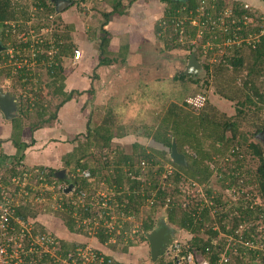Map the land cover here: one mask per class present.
I'll list each match as a JSON object with an SVG mask.
<instances>
[{
  "label": "trees",
  "instance_id": "16d2710c",
  "mask_svg": "<svg viewBox=\"0 0 264 264\" xmlns=\"http://www.w3.org/2000/svg\"><path fill=\"white\" fill-rule=\"evenodd\" d=\"M124 1L125 0H120L114 3L113 10L106 11L104 13L105 21L102 23V34L101 36H99L100 65H108L111 62V60L106 57V55L110 54L108 51V47L111 41V37L109 31H107L105 28L109 24L111 17L116 15H123L125 13L123 9L125 7L123 3ZM127 1L129 2L128 6H132L137 0ZM161 1L167 5L161 22L165 24L167 23L171 26H176V23L179 21V19L184 20L186 29L187 27L191 29L190 32L188 31L190 37L194 39L198 36L199 27H192L190 25V22L194 19H197L198 15L201 12L200 9L203 8L205 4L206 9L203 12V17H201V19L198 18L200 19V26H207L204 27V30L201 33L203 40L202 44L206 45L211 43L212 49L214 48V46L216 48H221L223 44H226L228 45L227 48L231 54L230 56L225 55L222 58V62L215 64L214 71L216 75H218L216 78V82L218 84L217 93L221 95L224 99L235 102L238 105L236 117L240 118L241 120L224 123L223 121L218 122L216 120H213V118L211 119L209 116L212 115L211 111H213V107H209V109H207L208 105L210 104V99L208 98V96H205L206 94L203 93L204 91L200 92L198 91V89L195 92V95L191 97L192 99L203 98L205 100L204 105L198 109H196L195 106L189 102V99H191L190 97L188 98L187 95L182 96V94H179V96H181V98L179 99L182 101L184 100L183 105L173 101L170 102L169 106L166 109V112L157 114V120L154 121L151 125H147L146 120L143 119V121H145L143 122V124H146L144 125V135L147 138L152 139L155 143L161 144L166 150L152 149V153L149 154L144 151V148L142 146H140L139 144H135V147L138 150L140 149V160L138 161L135 158L136 154L134 156L132 153L130 154L123 152L124 150L122 149V147L118 145L117 149H115L114 151L115 155L113 154L112 156L108 157L106 152L113 150L111 149V146L114 137H116V132L111 129V125H100L92 129L94 132L93 137L95 136L94 138L92 137L86 140V144L83 142L79 143L76 153L80 154V156H78L77 158L74 169H70L68 175H77V177L72 180L74 181L75 185L78 186L77 189L80 190L82 188L90 190L92 187L98 190L101 187L102 183L105 186L117 185L118 191L121 190L123 187H130V189L135 192L137 190H141L142 180H133L128 177L126 169L129 171H134L135 174L138 175L139 168L137 167L136 169L137 164H139L142 160H148L149 163L155 168H149V170L147 171L145 184L146 186H150L151 190L159 189L158 197L160 201L158 205L161 206L165 203V199L168 198L167 194L165 193L167 189L166 191H162L159 188V183L154 174L158 172L157 174L160 175L159 172L161 173V169L163 170L166 164L169 162L174 166V174L176 175L177 179L173 182V185L175 187L177 186V189H173L172 193L175 196L172 199V202L169 203L168 207L165 210L168 214L167 220L174 226H177L182 230L190 232L193 236L192 239L189 241V245L187 247L184 246L182 255H187L188 251L198 250L200 253L203 254L204 257L208 258L212 264H217L221 256V251H224L227 246V240H238L240 241L238 242L240 246L236 244V248L238 251L237 255H239L240 258L243 259V257L247 258L248 256H251V258L256 261V258L259 254L260 260L262 261V264H264V254H257L256 251H252L253 249H249L245 245V241L247 240L252 241L253 243L256 241V235L258 234L257 231H255L256 229L254 227L252 231L244 233L242 232L241 235H238L239 233H237L236 230L228 229L224 224L227 220H229V218L225 217V213H223L220 217L216 216L214 219H210L208 214L209 209H202L200 211L199 204L190 205V207L187 208L184 205L186 202H183V196L180 193L181 190H179L180 188H182L181 181L184 182L183 185H185L186 183V178L184 177V175L195 181H198L199 183H207L211 179V176L213 174V172L209 169L211 164L214 163L217 159L223 160L224 158H226L230 151L234 148V141L238 138L239 141H237L238 146L236 147V149H243L244 145L247 143L249 138L246 133H244L242 125L246 124L248 120H250L253 126L256 127L254 136H257V134H259L262 129H264V122L260 118V115L264 112V92L262 91V87L264 86V21L262 20L264 18H262V14L260 13V16L258 18V25H256L255 27H250L247 24V20L248 18H251L252 21H254L255 18L253 16L255 14V11L247 7L245 3L241 4L240 2H236L234 0L232 1V4L227 5H225L223 0ZM35 4L37 8L43 7L45 10L46 8H51L50 10L53 11V13L59 14L56 12L55 6L51 7L48 4L47 0H35ZM229 8L231 9L229 10V12H227V9ZM223 13H228L229 16L227 17L223 27H221V24L223 23ZM182 14L185 15L187 19H184L186 17H184ZM29 16L30 12L28 11L27 7H25L22 3L19 5L12 3L11 0H0V28L5 27L4 24L6 21H15L19 19L27 20ZM209 17H213L216 23H209ZM159 24L161 23H157V25ZM160 30H162V27L157 28V32H159ZM70 36V33H68L66 34V36L63 35L62 37H60L62 38V42L59 45L60 51L55 58V61L57 62H53L54 67L43 66L39 68L41 69L40 73H42V76L46 74V78L50 79V81L52 82V87L49 85L48 90L52 88L54 89V93L56 96L60 95L64 97L62 103L57 105L56 110L61 108L66 102L70 101L75 94H81L76 93L75 91H72L70 93L64 91L65 80L67 77V71L64 62H73L74 51L77 49L75 45H71V42L68 43L69 39H71ZM250 36H256L257 41L254 40L247 43L246 40ZM252 42H254V45H252ZM242 46H248L250 48V55L252 61L248 65L249 72L244 80V85L242 87H234L235 79L227 81L223 65L225 64L228 66H232L236 70L242 68L245 64L244 55H242ZM167 47L170 48L169 45ZM80 50L83 51V49ZM199 50L201 49L199 48ZM212 54L213 51H210L209 56H211ZM61 56L65 57V60L61 59ZM80 61L78 63H80ZM204 68L210 70V65L205 64ZM192 75L194 76V74H186L184 70L181 71L179 75L174 76L173 80L175 81L171 82H183L184 84L186 83L188 85V83H194V80L191 79ZM16 77L17 76L14 77V80L16 79ZM41 77H38L36 83L33 82L31 84L30 81L28 83V86L31 87L38 86L40 89V93L45 92L47 89V87H45L44 82L41 80ZM21 78L22 77L18 76L17 80H19L20 82ZM261 80L262 82L260 85L262 86H257V81L260 82ZM195 83L198 84L199 81H196ZM184 84H180L181 88L184 89V87H186L188 89V86ZM28 86L23 85V87ZM179 92L181 93L182 91ZM257 104H259L260 107L256 106ZM27 105H29V100L27 102ZM241 107H249V109H251L252 111V114L249 115V112H245V109ZM194 109L199 111L201 110L202 113L197 114L195 113L196 110ZM38 113L40 117H44L46 114H49L48 111L43 110H39ZM51 114L53 116V114L55 113ZM42 126L43 125H40V128H42ZM229 128L232 131V137L230 139L226 138V131ZM241 130L243 132H240ZM124 133H118V136H123ZM174 139L177 142L179 152L185 154L187 157V168L176 165L172 162L170 158V151ZM258 140L260 139L258 138ZM85 145L87 146L85 147ZM89 145L94 150L93 153H86L87 148H89ZM249 148V153L255 156L256 158H259V160L261 161L259 171L263 175L264 179V149H262V145H260V143L258 142L251 143ZM90 156L99 162L98 169H95L88 164L87 157ZM20 162V158L15 157L12 158L8 164L6 163V159L3 157V155L0 154V168L7 166L9 167L11 165L14 166L18 164L20 166ZM66 163L67 162L65 161V167L67 166ZM109 166L114 169L116 168L114 176H109L107 171ZM77 168H80L82 170L90 169L92 178L95 179L94 182L92 183L90 180H87L81 177V175L77 174ZM60 170L62 169H48V173L51 174L50 176H52V173L58 172ZM14 174V168L12 170L7 169L4 174L5 183H8V178ZM72 180L70 179L69 181L72 182ZM178 184L180 185V187L178 186ZM259 189L264 200V180L262 179L259 180ZM180 195L182 196V199ZM123 198L125 201H128L127 207L124 208V211H126L127 213L128 211L134 213L137 219H139L138 217L140 216H138V214L141 212L143 202L145 200L144 196H142L140 193H134L130 194L129 196L126 195ZM218 203H222L223 208H225V204L221 200L220 202L216 201V205H214L213 208L218 209ZM158 205L151 209V212H149V215L146 217V219H142L140 217V222H142L141 229L143 233L147 234L155 228L157 222V217L155 218V214L157 211L156 207ZM38 212L39 210L35 207L27 209L23 208V210H18L17 216L22 217L23 219L34 218L36 217ZM54 216V219L46 217L50 222H56L54 227H58L57 224L60 223V226L62 225V227H65L70 233V235L87 236L92 238V236L85 232L82 227H79L77 225L75 218H73L72 215H70L69 213L59 212L57 214H54ZM215 225L216 227H218L215 228ZM43 228L44 227L39 224H37L35 227L36 230H41ZM129 229L130 228L128 227V225L125 224L123 228V233L125 232V230ZM44 230H46V228H44ZM53 230L56 232L55 229ZM143 233H139L141 234L139 237L143 239L142 243H145L149 246L146 234L144 235ZM122 235L124 238V234ZM93 236L97 239L96 241L98 245L92 250V252L94 253L96 258H104V261L102 263H100L97 259L93 264H125L116 259L113 255L107 254V252H102L101 246L107 247L108 249L112 248V251H120L121 253L128 254L129 246L136 245L131 240H129L128 245L125 244L124 247H121L119 243L118 245L117 243H110L109 239L115 235L106 233L104 230L98 231ZM240 238H242V240ZM59 244L60 250L58 251V253L64 257H67L69 253H75V255L77 256V250L85 247L83 243L77 240H75L74 242H70L62 238H60ZM245 250H248L249 253H246ZM166 255L162 256V258L159 257L157 263L177 264L176 260H173L169 257L167 258L165 257ZM227 255L235 256L230 251L227 252ZM149 258V260H151L150 262H153L152 257ZM236 258L238 260L239 257ZM167 259L170 261H168ZM78 261L82 262L81 259H78ZM185 264L189 263L185 262Z\"/></svg>",
  "mask_w": 264,
  "mask_h": 264
},
{
  "label": "rangeland",
  "instance_id": "374dc122",
  "mask_svg": "<svg viewBox=\"0 0 264 264\" xmlns=\"http://www.w3.org/2000/svg\"><path fill=\"white\" fill-rule=\"evenodd\" d=\"M118 1L120 0H85V1L75 0L74 1L75 5L73 7H71L64 13L54 18L55 27L52 26V22H50V26L53 28L55 32H58L60 34V37H62L63 35L66 36V34L70 33L71 39H69L68 43L71 42V45L72 44L75 45L77 49H83L84 51L86 47L88 46L87 49L85 50L86 55L91 56V52L95 53V48L96 49L99 48L97 47V44L93 43L92 41L94 39L97 40V38H99V36H101L102 34V31H101L102 23L105 21L104 13L106 11H112L114 7V3ZM223 1L225 5H227V4H232L233 0H223ZM11 2L14 4H19V5L22 3L25 7H27L28 11L32 13L33 16L37 14L39 15V17L29 16L28 19L29 21H31V25H35V23L37 24V21H38L37 25H39L40 23L39 18L47 19L50 13L54 14L53 11L50 10L51 8H46V10H44L43 12L38 13V10L35 7L36 6L35 0H11ZM47 2L51 7H54V3L51 2V0H47ZM123 3L125 6L123 8L125 12L123 14L124 16L116 15V16L111 17L110 19L111 21L116 22L115 26H111V31L113 32V35L115 33L119 34L120 32H123V34L118 35L119 40L118 42H116L120 45V46H117V48H119L118 50L119 52H117V54H114V55L113 54L106 55L108 59L112 57V59L116 60V65L115 66L113 65V67L111 68L112 71L110 72L111 74L116 75L115 81L117 84L116 88L118 90V93L116 92L117 94H115L116 96H114V100H115L114 108L112 109V111H108V112L106 111V114L104 111L99 110L100 105L103 104V100L100 97V95L103 92L99 94V90L100 88H102L104 92L107 91L106 88L103 87V85H100L101 87L100 86L96 87V91L97 90L98 91H97V94L94 95V99H93L94 101H96V103L94 104L95 105L94 109L92 110L93 117H94L93 121L95 122V124L102 125V126L111 125L112 126L111 129H113L116 132L115 133L116 137H114L112 146H111V149L113 150L108 151V152L105 151L108 157L112 156L113 154L115 155L114 151L115 149H117V146L119 145L124 150L123 152L130 153V154L132 153L134 156L136 154L135 158L139 161L140 160L139 159L140 149L138 150L135 147V144L137 145L145 144L146 145L148 143L146 140L147 138L144 136V131H145L144 125L146 124H143V122H145L143 121V118H145L144 120H146L147 125H151L154 121L157 120L156 118L157 114L166 112V109L169 106L170 102L173 101V102L183 105L184 100L182 101L179 99L181 98L179 94H182V96L187 95L188 98L189 97L191 98L193 95H195V92L198 89H199L198 91L200 92L204 91L203 93L206 94L205 96H208V98L210 99L209 100L210 104L208 105V107L207 106L205 107H207V109H209V107H213V111H211L212 112L211 117L213 116L212 117L213 120H219V121H226V120L227 121H231V120L239 121L241 120L240 118L236 117L238 105L235 102L224 99L221 95L217 93L218 84L216 82V78L218 75H216L214 71L215 64L222 62L223 61L222 58L225 55L230 56L231 54H230V51H228V48H227L228 45L226 44L225 45L223 44L221 48L219 47L216 48L214 46L213 49H212L211 43L209 42H208L209 44H206V45L202 44L203 40H202L201 33L203 32L204 27H207V26H204V25L203 27L200 26V19L201 17H203V12L206 9L205 4L196 19V23L193 24V26L198 24L197 27H199L198 36L194 39V38H191L189 35V32L191 30L189 29V27H187L186 29L185 25H183L184 26L183 31L180 32L179 27L171 26V25H168L167 23L165 24L161 22L163 18V15H162L163 11H165V9L167 8V5L163 3L161 0H141L139 5L134 4L133 9H132V6H128L129 2L127 0H125ZM145 4H147L148 7L149 6L150 7L146 8ZM247 7L252 9L251 5L247 4ZM230 9L231 8L227 9L228 10L227 12H229ZM252 10L255 11V14L253 16L255 19L253 18L254 21H252L251 18H248L247 24L250 27H255L256 25H258V18L260 16L259 11L261 12L263 10L261 8L257 11L255 9H252ZM223 14H224L222 17L223 23L221 24V27H223V25L226 22L227 17L229 16L228 13H223ZM183 16L186 17L185 15ZM262 18H264V14H262ZM184 19H187V17ZM123 21H126L128 26H126V28H123L124 29L123 31H122V28H119L118 30V28L116 27H118V25H120V23H122ZM138 21H140L141 27L139 24L136 27L132 26L134 23H138ZM262 21H264V19ZM157 23H161V24L157 25ZM209 23L215 24L216 21L213 19V17H209ZM158 27L160 28L162 27V30H160L159 32H157ZM106 30L108 31V29ZM139 31L143 33L144 35L141 34L142 36H140ZM14 37L19 39L18 35H15ZM110 37L112 40L113 36L111 33H110ZM254 40L257 41L256 36H253V37L250 36L248 37L246 41L247 43H249ZM125 43L131 45L129 48L133 52L129 51L128 53L127 51H124L122 54L121 49ZM90 44H92V46H90ZM168 45L170 46V48L167 47ZM252 45H254V42H252ZM199 48L202 50V52L201 50H199ZM210 51H213V54L211 56H209ZM250 53L251 51L248 46H244V47L242 46V55H244L245 64L240 69L236 70L232 66H228L225 64L223 65L224 73L226 74L225 77L227 78V81L235 79L234 87L235 86L242 87L244 85L243 84L244 80L247 77L248 72H249L248 65L252 61ZM193 54H196L197 59L200 61L201 64H203V66L205 64H209L210 70H207L206 68L203 67V69L199 72L198 75H194V76L192 75L191 79L194 80V83L191 82V83H188V85L185 83L188 86V89L186 87H184L183 89L180 86V84L182 85L184 84L183 82L173 83L171 81H175L173 80L174 79L173 77L176 75H179L181 71H184L186 69L187 64ZM133 58H135V60ZM121 60H123V62H120ZM138 60H141V61H138ZM84 61L82 63H78V62L67 63L65 67L67 71L66 73L67 77L68 78L71 77L75 82H77L78 81L77 78L80 79V77L78 76V74H80V71L83 70L84 73L87 71L86 68L84 67ZM8 69L9 68L6 67L0 70V78H1L0 87L2 85L4 86L2 88H4L6 92L13 93L15 89H19L20 86L23 87V85L19 82V80H17V77L14 81L10 83L7 82L5 77L9 72ZM69 72H72V75H70ZM92 75L93 76H91V78L93 82H95L96 79H98V75L96 74L95 71L93 72ZM41 80L44 82L45 87H47V89L45 92H42L43 96H42V93L40 92L38 93V98L42 96L41 97L42 101L41 99H39V103H43V105H45L44 109H49L48 110L49 115L51 113H56L57 105L62 103V101L64 100V97L56 96L54 93V89L52 88L48 90L49 88L48 86L49 85L51 86L52 82L50 81V79L46 78V74H44L41 77ZM67 80L69 81V86L67 85V88H69L68 90H71L72 88L76 89L77 90L76 92H79V90H81L78 88L79 86H76L77 85L76 83L74 84L75 85L74 87L71 85L73 80L71 81L70 79H67ZM196 81H199V83L196 84L195 83ZM261 82L262 80L260 82L257 81L256 85L262 86L260 85ZM92 86L94 85H91V87L89 86L88 87L89 90H82L80 92L88 93L95 87V86L94 87ZM30 87L31 86L23 87V88L29 89ZM110 87H112L111 89L109 88L110 92L114 94V86L110 85ZM179 91H182V92L180 93ZM262 91L264 92V86L262 87ZM23 92L24 91H22V93ZM27 93L30 94V92H27ZM19 94L22 95L21 92H19ZM78 96H81V95L78 94ZM89 97H90L89 95H86L85 97H82L81 99L77 100V104L79 107H81L82 110H85L84 101L88 102ZM21 100L25 104L26 101L24 99H21ZM189 100H193V99L191 98ZM201 101H202V98H201ZM111 104H112L111 102L108 103V106L111 107ZM256 106L260 107L259 104H257ZM76 108H77L76 106H73L71 113H75ZM241 108L245 109V112L248 111L249 115L252 114V111L251 109H249V107H241ZM34 113L35 112L30 113V115L32 116L27 117V118L31 120L33 118V115L36 116ZM195 113L201 114L202 111L196 110ZM137 116H140L139 117L140 120L138 118V121L136 122L135 118ZM235 117L237 120L235 119ZM260 118L264 122V112L263 114L260 115ZM36 120L37 119L33 120L32 122H36ZM5 124L8 125V122H6ZM77 129H79V126L69 125V131H66V134L70 135L71 131H74ZM242 129H244V133H246V135L249 138V140L247 141V143L244 145L242 149V153H244L243 160H245V165L249 169H251L252 173L254 174L259 168L261 161L259 160V158H256L255 156L249 153L250 152L249 147L251 143H257V142L260 143V141L257 139V137L254 136L256 127L253 126L250 120H248L246 124L242 125ZM0 131H2L1 128H0ZM125 131H130L129 133H131L132 135H130L128 138L127 137L122 138L118 136V133H124ZM240 132H243V131L241 130ZM231 137H232V131L229 128L226 131V138L230 139ZM237 141H239V138L234 141V145H233L234 151H238L236 149V147L238 146ZM260 145H262L263 147L262 149H264V145L262 143H260ZM93 152L94 150L92 149V153ZM75 153L76 152L70 153L69 156L66 157L67 166L69 167L75 166L77 158H78V155ZM232 154L233 152L232 153L230 152L227 155V158L229 159L227 162L224 163V161L221 160L220 162L212 163V165L215 167L216 166L222 167L226 165L228 166L229 164L233 163L236 158ZM87 159H88L87 162L91 167L95 169L99 168V162L97 160H95L91 156L87 157ZM48 169L54 170L55 168L53 167L50 169L49 167ZM164 170L166 169L164 168ZM107 171H108L109 176L111 175L114 176L116 168L114 169V168H111V166H109ZM157 173H155L154 175L159 183V186H161L162 184H165L167 186L169 184L173 185V182L176 181L177 179L174 172L172 174H168L166 170V172L163 175L160 172H159L160 175H158ZM165 174H166V177L164 176ZM244 178L245 180H247L246 177ZM249 178H252V177L250 176ZM210 183L211 185H210V188L208 189L213 190L214 196H217L218 193H221L224 199L225 198L231 199L232 195L230 193V190H226V189L224 190L221 187V184L217 181L216 177L213 178ZM178 186L180 187L179 184ZM247 186L249 185L247 184ZM181 187L183 189H187L188 184L181 185ZM253 187H254V184H253ZM100 188L105 189L106 187L103 186L101 183ZM173 189L174 188L171 187V189H167V191L165 190L166 191L165 193L167 194L168 198L171 199V202L175 196L172 193ZM253 189H252V192L255 191V189L254 190ZM194 190L197 191L196 189ZM258 196L259 195L255 196L254 198L256 199V202L259 204L261 203V200L257 199ZM180 197L182 199L181 195ZM195 200H197V198H195ZM144 204H145V201L143 202L141 212L138 214V216H140L142 219H146V217L149 215V212H151V209H149L148 207H145ZM163 205L161 206L158 205L156 207L157 211L155 214V218L156 217L157 219L167 218L168 214L163 208ZM140 217H138L139 219L136 220L139 223L141 220ZM136 221L133 222V224L137 223ZM213 223H214V220H213ZM168 224L171 226L170 229L173 231L174 236H176V238L180 242H182L185 247L188 246L189 241L191 239V236L189 235V233L187 231L180 229L177 226H174L169 221H168ZM224 224L226 225L228 229H232L233 225H234V228L238 229L239 231L243 229L242 225H239L237 222L233 223L230 220H227ZM249 224L252 225V228L254 227L256 229L255 231H257V234H258L256 235L257 238H256V241L254 242L255 244H254V248H252L253 249L252 251H256L257 254L258 253L264 254V218H260V220L258 221L253 220L252 223L249 222ZM217 227L215 226V228ZM75 239L83 243V245H85L86 248L90 247L94 249L98 245L96 241L97 239L95 237L91 238L87 236H75ZM138 239L139 237L137 235L134 236L133 234H131L130 238H128L127 240H132L137 243ZM127 240L125 239V237L123 238V235H120V236H117L114 240L110 241V243H117V245L119 243L121 247H124L125 244L128 245ZM143 244L148 247L147 244L145 243ZM238 246H240V244H238ZM139 247L140 246H137V245L129 246L128 252H131L132 254L137 255V253L138 254L140 253L138 250ZM101 249H102V252L104 253L107 252V254L113 255L116 259L120 257V255H122L120 251H112V248L108 249L107 247L101 246ZM245 252L249 253L248 250H245ZM236 257H239L238 260ZM231 258H232L231 264H262L259 254H258V257L256 258V261L253 260L251 256H248L247 258L243 257L242 259L240 258L239 255H235V256H231ZM118 259H121V258H118ZM147 261H150V260L147 259Z\"/></svg>",
  "mask_w": 264,
  "mask_h": 264
},
{
  "label": "built area",
  "instance_id": "2783aa9c",
  "mask_svg": "<svg viewBox=\"0 0 264 264\" xmlns=\"http://www.w3.org/2000/svg\"><path fill=\"white\" fill-rule=\"evenodd\" d=\"M36 9L38 13L45 10L43 7H36ZM58 15L60 14L50 13L47 19L39 18L40 26L37 25L38 21L37 24L31 25L29 19H19L6 21L5 27L0 28V46L3 47L0 51V70L9 68L5 77L8 83L14 81L13 77L20 76L22 77L20 83L28 86L29 81L31 84L36 83L38 77L42 76L40 67H54L53 62H57L55 58L60 51L59 45L62 40L59 33L50 26V22L55 27L54 18ZM30 17H39V15L33 16L30 13ZM195 23L196 19L192 20L190 25L193 26ZM183 25H185V21L182 19L176 23V26L181 29L180 32L183 31ZM15 35H18L19 39L15 38ZM82 57L83 51L76 49L73 62H79ZM60 58L65 60V57L61 56ZM1 87L4 86L1 85ZM15 91L17 95L21 92L22 95L19 94V98L26 102L29 100L30 104H34L40 89L38 86L29 89L20 86ZM22 91L24 92L22 93ZM204 101L203 98L202 101L201 98L189 100L196 109L202 107ZM137 167L139 168L138 175L134 171L126 169L128 177L133 180H142L141 190L135 192L130 187L127 189L123 187L118 191L117 185L105 186L104 184L102 185L106 187L105 189L96 190L92 187L90 190L84 188L80 190L77 189L78 186L73 181L77 175L69 176L71 180L73 179L72 182L59 181L54 177V173L50 176L48 169L44 167L25 169L14 165L0 168V264H93L97 259L102 263L104 258H96L92 252L93 249L86 248V246L77 250V256L75 253H69L67 257H64L58 253L60 236L48 225V219L43 221V217L54 219V214L59 212L72 215L77 225L92 237L102 230L115 235L109 239V242L122 234L126 240L130 238L131 234L139 237L141 235L139 233H143L142 222L136 221L137 217L134 213L124 211L128 201H125L123 197L140 193L145 198L144 206L149 209L158 205L160 199L158 197L159 189L151 190L150 186L145 184L147 171L151 167L149 161L142 160L137 164L136 169ZM13 168L15 174L8 178V183H5V171ZM165 169L168 174L174 172V168L170 164H166ZM166 170H161L162 175ZM76 171L81 177L94 182L95 179L92 178L90 169L77 168ZM164 176L166 177V174ZM183 184L184 182L181 181V185ZM70 185H72L71 191L66 192ZM171 187L176 189L171 184L159 186L162 191L171 189ZM180 190L182 194L185 189L180 188ZM164 202L163 208L166 209L171 203V199L166 198ZM31 207L39 210L36 217L23 219L17 216L18 210ZM135 221L137 223L133 224ZM37 224L46 230L44 228L36 230ZM125 224L130 229L122 233ZM240 239L242 240V238ZM139 242L142 241L139 239L137 243L133 241L135 244ZM238 242L240 241L227 240V246L224 251H221L217 264H231L232 255H227V252L230 251L233 255H237L236 244ZM245 242L247 248H254L252 241ZM183 248L184 244L176 239L166 254L169 258L176 260L177 264H185V262L212 264L198 250L188 251L187 255H182ZM78 259H81L82 262H79Z\"/></svg>",
  "mask_w": 264,
  "mask_h": 264
},
{
  "label": "crops",
  "instance_id": "0c3cea01",
  "mask_svg": "<svg viewBox=\"0 0 264 264\" xmlns=\"http://www.w3.org/2000/svg\"><path fill=\"white\" fill-rule=\"evenodd\" d=\"M234 1L240 2L241 4L245 3L246 5L247 4L251 5V8L255 9L256 11L261 8L263 11L261 12L259 11V14L260 13L264 14V0H234ZM140 2L141 0H137V2H135L134 4L139 5ZM134 4L132 5V9L134 8ZM145 6L146 8L150 7V6L148 7L147 4H145ZM162 15H164V11ZM138 24L141 27L140 21H138V23H134L132 26L136 27ZM115 25H116V22L110 20L109 24L106 26V29H108V31L113 36L112 40L110 41L109 47H108V51L110 55L112 54L114 55V54H117V52H119L118 51L119 48H117V46H120V45L116 42H118L119 40L118 35L123 34V32H120L119 34L115 33L116 35L115 34L113 35V32L111 31V26H115ZM126 26H128V24L126 23V21H123L116 28H118V30L119 28H122V31H123L124 30L123 28H126ZM139 34L140 36L144 35L140 31H139ZM99 38H97V40L94 39L92 41L93 43L97 44V47H99L100 45ZM90 46H92V44H90ZM130 46L131 45L125 43L121 49L122 54L124 51H127L129 53V51H131L129 48ZM98 49L95 48V53L91 52V56L86 55V51L84 50L83 52L84 57L80 61V63H82L85 60L84 67L86 68L87 73L86 72L84 73L83 70H81L80 74H78L80 79L77 78L78 79L77 82H75L71 77L69 78L66 77L64 91L67 93H70L72 91H75V92L77 91L76 89H73V88L71 90H68L69 88H67V85L69 86V81L67 79H70V81L73 80L74 82V83L72 82L71 84L73 87L75 86L74 84L76 83L77 84L76 86H79L78 88L81 89L79 90V92H76V93H81L79 94L81 96H78V94H75L74 97L70 101L66 102L61 108H59L57 112L53 114V116L52 114L51 115L46 114L44 117H40L38 113L39 110L41 111L49 110V109H44L45 105H43V103H39V99H41L42 101L41 97L36 98L34 104L29 103V105H27L26 102L25 104L22 102V100L17 95L16 91L13 92L15 94L13 95L17 98V110L14 114L15 115L14 118L11 120H7L4 117V114L2 113L0 109V128L2 129V131H0V154H2L3 157L6 159V163L9 164L12 158L18 157L20 158L21 162L23 161L20 164V166L25 169H31V168H36V167H48V168L50 167L51 169L54 167L55 168L54 170L65 169L67 170V173L70 171V169H74L75 166L65 167V161H67L66 157L69 156L70 153H74L77 151L79 143L83 142L86 144L87 143L86 140L93 137L94 132L92 129L94 127L100 126V125H96L95 122L93 121L94 117H93V112H92L95 106L94 104L96 103V101L93 100L94 95H96L98 91V90L96 91V87L103 85V87L106 88L107 90L106 92H104L102 88H100L99 90V94L103 92L100 95L101 99L103 100V104L100 105L99 110L104 111L105 114H106V111L107 112L111 111L114 108V101H115L114 96H116L115 94L118 93V90L116 88L117 84L115 81L116 75L115 74L113 75L110 73L112 71L111 68L113 67V65L114 66L116 65V60L110 57L111 62L108 65H100L99 64L100 50L98 51ZM133 59L135 60V58ZM138 61H141V60H138ZM120 62H123V60H121ZM67 63H70V62L68 61ZM67 63H65V66ZM94 71L98 75V79H96L95 82H93L91 78V76H93L92 74ZM69 73L70 75H72V72H69ZM13 80H14V77H13ZM91 85L95 86V87L92 86L95 88V90L93 88L88 93H83V94L82 92H80L82 90H89L88 87L89 86L91 87ZM110 85L114 86V94L110 92V89L112 88L110 87ZM84 95L85 96L89 95L90 97L88 98V102L84 101L85 110H82L81 107L78 106L77 100L81 99L82 97H85ZM57 96H60V95H57ZM110 102L112 103L111 107L108 106V103ZM73 106L77 107L75 113H71ZM33 112H35L34 114L36 116L33 115V118L29 120L27 117L32 116L30 115V113H33ZM139 117L140 116H137L135 118L136 122L138 121ZM35 119H37L38 121L36 120V122H32ZM6 122H8V125L5 124ZM40 125H43L42 128H40ZM69 125L79 126V129L71 131L70 135H68L66 134V131H69ZM129 132L130 131H126L123 134V136H120V137L128 138L130 135H132ZM146 140L148 143L146 145L140 144V146H142L144 148V151H146L147 153L151 154L152 149L153 150L154 149H159V150L164 149L161 144L155 143L152 139L147 138ZM86 146L87 145H85V147ZM91 152H92V148L89 145V148H87L86 153H91ZM77 155L80 156V154H77ZM153 167L154 166L151 165L150 168H153ZM43 219L46 220L47 218L44 217ZM47 222L49 226H52V229L56 230L60 238L70 241V242H74L75 240H77L75 239L74 235H70V233L67 231L65 227H62V225L60 226V223L57 224L58 227H54V225L56 224L55 221L50 222L49 220H47ZM188 233L192 239L193 237L192 234L190 232ZM139 240L143 241L142 238H139ZM139 243L136 244L137 246H140L138 248L140 252L139 254L137 253V255H134L131 252H129L128 254L122 253V255L118 257L121 259H118V258L117 259L125 264H158L157 261L156 262L154 261L150 262L151 260L147 261V259L149 260V257H151L150 247L145 246L141 242ZM165 257L168 258L167 255Z\"/></svg>",
  "mask_w": 264,
  "mask_h": 264
},
{
  "label": "flooded vegetation",
  "instance_id": "af4514ba",
  "mask_svg": "<svg viewBox=\"0 0 264 264\" xmlns=\"http://www.w3.org/2000/svg\"><path fill=\"white\" fill-rule=\"evenodd\" d=\"M189 62L187 64L185 71L188 69ZM198 74L199 73H194V75H198ZM209 117L212 119L211 115ZM216 121L220 122L219 120ZM232 121L234 120H231V122ZM223 122L229 123L230 121L226 120ZM262 131H264V129H262ZM260 143L264 145V141L262 142L261 140ZM230 152L231 153L233 152L232 155L236 157L234 162L229 164L228 166L226 165L222 167L221 166L215 167L211 164L209 169L213 172V174L211 176V179L207 183H199L198 181H195L184 175V177L186 178L185 184H188V187L182 193L183 202H186L184 205L187 208L190 207V205L199 204L200 211L202 209L204 210L209 209L208 214L210 219L215 218L216 216L220 217L223 213H225L226 218H229V220L232 221L233 223L237 222L239 225H242L243 227V229L239 231L238 229H235L233 225L232 229L236 230V232L244 233V232L252 231L253 229L252 225L249 224V222L252 223V221L255 219L256 221H258L260 220V218H264V200L262 198L259 189V180L260 179L264 180V179H263V175L259 171V168L253 174L252 170L245 165V160H243L244 153H242V150L234 151L232 149ZM228 160L229 159L227 157L223 159L224 163L227 162ZM220 161H221L220 159H217L215 160V163ZM187 167L188 165L185 166V168ZM250 176L252 178H249ZM215 177L224 190L225 189L230 190V193L232 195L231 199H226V198L224 199L221 193H218L219 196L218 195L214 196L213 190L208 189L210 188L211 180ZM244 177H246L247 180H245ZM247 184L249 186H247ZM253 188L255 189L254 192H252ZM194 189H196L197 191H195ZM257 195H259L257 199L261 200V203L259 204L256 202V199L254 198ZM195 198H197V200H195ZM220 200L225 204V208H223L222 203L221 204L218 203V209L213 208V206L216 205L215 202L216 201L220 202ZM160 221L163 222L165 220L164 218L163 219L161 218ZM166 221H168L167 218ZM156 226H157V222H156Z\"/></svg>",
  "mask_w": 264,
  "mask_h": 264
},
{
  "label": "water",
  "instance_id": "95a60500",
  "mask_svg": "<svg viewBox=\"0 0 264 264\" xmlns=\"http://www.w3.org/2000/svg\"><path fill=\"white\" fill-rule=\"evenodd\" d=\"M54 3L55 10L57 13L61 14L66 10L70 9L75 5L72 0H51ZM3 49L0 46V51ZM194 68V69H193ZM203 69V64L197 59L196 54H193L190 58L188 69L185 71L186 74L199 73ZM0 109L7 120L14 118V114L17 110V98L12 94L6 92V90L0 87ZM260 140L264 141V131L257 136ZM171 160L178 166L185 167L188 165L187 157L179 152L176 140H173L171 151ZM54 177L59 181H69L67 170L62 169L54 173ZM72 185L68 187L66 192H70ZM165 220V219H164ZM169 226V227H168ZM168 221L161 222L160 219L157 221V226L154 230L147 234V240L150 245L151 257L154 262L158 260L159 257L166 255L167 250L176 241V236H174L173 231L170 229Z\"/></svg>",
  "mask_w": 264,
  "mask_h": 264
},
{
  "label": "clouds",
  "instance_id": "9594fccd",
  "mask_svg": "<svg viewBox=\"0 0 264 264\" xmlns=\"http://www.w3.org/2000/svg\"><path fill=\"white\" fill-rule=\"evenodd\" d=\"M170 158H171V157H170ZM172 162H173V161H172ZM173 163H174V162H173ZM167 164H170V165H172V164H171V163H169V162H168ZM172 166H173V165H172ZM173 168H174V166H173ZM148 233H149V232H148ZM148 233H147V234H148ZM147 234H146V238H147ZM141 243H142V242H141ZM139 244H140V243H139ZM161 257H162V256H161Z\"/></svg>",
  "mask_w": 264,
  "mask_h": 264
},
{
  "label": "bare ground",
  "instance_id": "6f19581e",
  "mask_svg": "<svg viewBox=\"0 0 264 264\" xmlns=\"http://www.w3.org/2000/svg\"><path fill=\"white\" fill-rule=\"evenodd\" d=\"M23 162V161H22ZM22 162H20V163H22ZM19 165V164H18ZM12 166V165H11ZM28 167V166H27Z\"/></svg>",
  "mask_w": 264,
  "mask_h": 264
}]
</instances>
